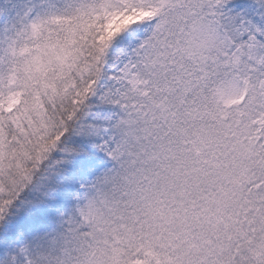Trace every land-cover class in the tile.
Wrapping results in <instances>:
<instances>
[{
  "label": "snow or ice",
  "instance_id": "1",
  "mask_svg": "<svg viewBox=\"0 0 264 264\" xmlns=\"http://www.w3.org/2000/svg\"><path fill=\"white\" fill-rule=\"evenodd\" d=\"M0 264H264V0H0Z\"/></svg>",
  "mask_w": 264,
  "mask_h": 264
}]
</instances>
